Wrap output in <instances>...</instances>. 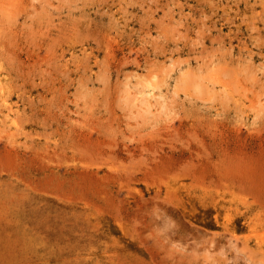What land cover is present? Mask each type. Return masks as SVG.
Instances as JSON below:
<instances>
[{
	"label": "rangeland",
	"instance_id": "obj_1",
	"mask_svg": "<svg viewBox=\"0 0 264 264\" xmlns=\"http://www.w3.org/2000/svg\"><path fill=\"white\" fill-rule=\"evenodd\" d=\"M263 6L0 0V264H264Z\"/></svg>",
	"mask_w": 264,
	"mask_h": 264
},
{
	"label": "bare ground",
	"instance_id": "obj_2",
	"mask_svg": "<svg viewBox=\"0 0 264 264\" xmlns=\"http://www.w3.org/2000/svg\"><path fill=\"white\" fill-rule=\"evenodd\" d=\"M6 1V0H5ZM31 1V0H30ZM85 1V0H84ZM45 2V1H44ZM257 2V1H256ZM3 4V3H2ZM40 4V3H39ZM76 4V3H75ZM44 6V5H43ZM64 6V5H63ZM41 7V6H40ZM122 7V6H121ZM264 7V6H263ZM117 8V7H116ZM126 8V7H125ZM216 8V7H215ZM37 10H38V8H37ZM36 10V11H37ZM8 12V11H7ZM117 12V11H116ZM260 13V12H259ZM1 15H3V14H1ZM72 16V15H71ZM81 16V15H80ZM7 17V16H6ZM5 17V18H6ZM88 17V16H87ZM7 19V18H6ZM1 20V19H0ZM23 20V19H22ZM77 21V20H76ZM93 21V20H92ZM8 22V21H7ZM57 22H58V20H57ZM175 24V23H174ZM179 24H181V23H179ZM13 26V25H12ZM6 29V28H5ZM42 30V29H41ZM195 32V31H194ZM30 34V33H29ZM230 38V37H229ZM20 41V40H19ZM198 42V41H197ZM231 45V44H230ZM17 49V48H16ZM21 49V48H20ZM243 49V48H242ZM224 52V51H223ZM209 53V52H208ZM225 53V52H224ZM54 54V53H53ZM234 55V54H233ZM203 59V58H202ZM205 59V58H204ZM194 60V59H193ZM207 61V60H206ZM225 61V60H224ZM227 61V60H226ZM11 63V62H10ZM223 64V63H222ZM33 65V64H32ZM205 65V64H204ZM242 65V64H241ZM206 67V66H205ZM244 68V67H243ZM0 82H2L1 81V76H0ZM4 82V81H3ZM255 83V82H254ZM3 85H4V83H3ZM243 85V84H242ZM5 86V85H4ZM222 87V86H221ZM213 88V87H212ZM240 88V87H239ZM5 89H6V87H5ZM1 93V92H0ZM4 95V94H3ZM2 95V96H3ZM3 99V98H2ZM5 101V100H4ZM220 102H221V100H220ZM223 103H224V101H222ZM226 103H228V102H226ZM225 107V106H224ZM188 211V210H187ZM170 242H172V241H170ZM212 242V241H211Z\"/></svg>",
	"mask_w": 264,
	"mask_h": 264
}]
</instances>
